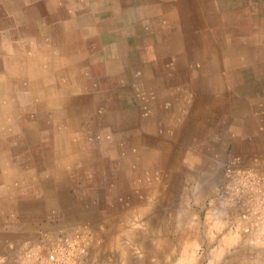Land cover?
<instances>
[{
	"label": "rangeland",
	"instance_id": "374dc122",
	"mask_svg": "<svg viewBox=\"0 0 264 264\" xmlns=\"http://www.w3.org/2000/svg\"><path fill=\"white\" fill-rule=\"evenodd\" d=\"M186 236L264 264V0H0V264Z\"/></svg>",
	"mask_w": 264,
	"mask_h": 264
},
{
	"label": "bare ground",
	"instance_id": "6f19581e",
	"mask_svg": "<svg viewBox=\"0 0 264 264\" xmlns=\"http://www.w3.org/2000/svg\"><path fill=\"white\" fill-rule=\"evenodd\" d=\"M128 223V222H127ZM126 223V224H127ZM125 225V224H124ZM121 224V227L124 226ZM136 225V224H133ZM132 225V226H133ZM134 227V226H133ZM143 228V227H142ZM113 233V232H112ZM122 233V232H121ZM135 233V232H134ZM119 235V234H118ZM159 234L155 240H154V247L157 251H154L152 249V252L150 253V258L151 261L152 259H155V261H161L162 256H165L166 258L168 257V252L167 250H164L166 243H168V241H165L164 239H166V237H162V235ZM120 236V235H119ZM122 236V235H121ZM125 238V237H124ZM179 239V238H177ZM122 240V239H121ZM180 240L183 242V248L184 251L182 252V255L179 256L177 262L175 261L174 264H197V259L198 258V252H197V241L195 240L194 237L191 236H186V237H181ZM122 242V241H121ZM170 242V241H169ZM171 245V244H170ZM129 249L126 247H123L121 245V262L122 260H124L125 262H129L131 260V256L130 253L128 251ZM131 250V249H130ZM173 254V253H172ZM217 255V254H216ZM145 257V256H144ZM176 257V256H175ZM167 260V259H166ZM172 260V259H171ZM173 261V260H172ZM199 261V260H198ZM164 262V261H163ZM123 263V262H122ZM171 263V262H169ZM168 263V264H169ZM173 263V262H172ZM155 264H159L157 262H155Z\"/></svg>",
	"mask_w": 264,
	"mask_h": 264
},
{
	"label": "built area",
	"instance_id": "2783aa9c",
	"mask_svg": "<svg viewBox=\"0 0 264 264\" xmlns=\"http://www.w3.org/2000/svg\"><path fill=\"white\" fill-rule=\"evenodd\" d=\"M49 258H50V260H53L54 259V256L53 255H50Z\"/></svg>",
	"mask_w": 264,
	"mask_h": 264
}]
</instances>
